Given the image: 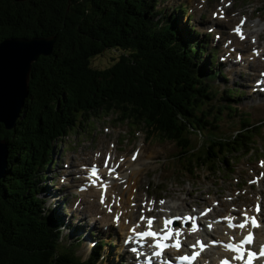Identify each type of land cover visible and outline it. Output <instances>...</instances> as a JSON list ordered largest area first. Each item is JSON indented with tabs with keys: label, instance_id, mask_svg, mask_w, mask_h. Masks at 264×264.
<instances>
[{
	"label": "trees",
	"instance_id": "obj_1",
	"mask_svg": "<svg viewBox=\"0 0 264 264\" xmlns=\"http://www.w3.org/2000/svg\"><path fill=\"white\" fill-rule=\"evenodd\" d=\"M158 2L0 0V41L56 37L52 53L32 63L29 93L15 127L6 130L0 123L8 147L0 180V264H94L74 254L80 238L61 244L62 225H55V213L38 196L52 141L74 126L76 112L120 109V119L131 116L151 134L177 140L186 149L178 157L190 171L204 163L220 169L230 157L250 150V138L263 124L251 126L243 116L233 138L205 140L202 154L188 151L193 128L218 130V117L209 118L213 110L207 106L231 108L221 101L239 96V89L218 96L211 85L218 71L212 72L205 45L193 26L178 27L186 4L174 17L161 13ZM113 48L120 54L109 67L92 68L93 57Z\"/></svg>",
	"mask_w": 264,
	"mask_h": 264
},
{
	"label": "rangeland",
	"instance_id": "obj_2",
	"mask_svg": "<svg viewBox=\"0 0 264 264\" xmlns=\"http://www.w3.org/2000/svg\"><path fill=\"white\" fill-rule=\"evenodd\" d=\"M161 2L164 4H171L172 8H177L181 2L187 4V12L190 16L182 13L178 21V27L183 29L188 27L190 29L191 25L194 26L196 29L194 35L196 39L201 40L202 43L206 45L205 48L207 53L210 54L213 52L217 54L218 59L215 60L212 70L218 69L222 71L225 77L215 78L216 80H214L213 87L219 89L221 93L229 86L240 89L242 93L241 97L237 101H232L238 106V109L236 110L234 107L235 105L232 104L233 111H238V113L248 112L253 118L250 122L251 124H258L259 121L264 120V96H260L257 93L250 94L249 90L252 84L251 81L255 79L259 70H261V60L257 59L256 63L251 62V64L244 63L243 65H237L232 62L235 56L233 55L234 53H231V56L226 59L228 63L225 65L220 64L219 57L224 56V54L222 53L223 50H219L217 46V43L227 39L231 24L241 17L242 14L250 16L253 8L255 9L256 6H263V10H261L263 17L259 18L258 14H255L248 18L263 23L261 19H264V12H262L264 11V0H253L251 3L249 0H203V2L202 0H162L159 3ZM227 3H229V7L226 11L227 17L219 18L223 25L218 24L215 29L216 32L222 34L220 40L215 44V41H212V34L210 35L207 32L209 29H214L212 26L209 28V26L215 22L212 18H216V13H221L220 9L222 8V10H224L223 8H225ZM172 8L170 9L172 10ZM248 23L244 25L246 33H249V31L246 30ZM262 30V33L260 31L259 35V37H261L258 43L261 45L259 47L264 45V29ZM249 37L245 40L244 49L247 51L252 47L249 42ZM254 47L258 48V46L255 45L253 48ZM117 57L116 53L111 54L107 51V53L105 52L94 57L91 60V65L95 68L103 69L113 63ZM228 66L231 68L229 71L227 69ZM214 103L216 105L220 104L218 101H214ZM213 110L216 111V109ZM238 113L232 114L230 117L217 114L220 119L218 122L219 128L217 135L228 137L240 128V124L234 123L238 121ZM112 118H115V115H112ZM92 119L95 120L96 124L94 128H92V123L87 125V120H82L81 125H79L78 122L65 136L58 139L57 149L54 150V160L57 161V159H59L58 165L49 167L48 170L42 173V176H47V179L40 183V185L44 186L38 191V195L45 200V209L48 208L53 210V213H55L54 211L56 210L57 213H55V216L57 222L59 221L64 225L61 228L62 245L69 246L71 238L83 233V240L77 243L76 247H73L75 254L82 260L86 257L88 258L90 253L96 249L97 241L103 239L107 245L101 248V261L99 260L100 262L98 261L96 264H127V262L132 264L131 261H128L129 254L126 250L123 255H121V251H118L119 247L115 242L117 240L115 238V230L117 228L112 229L109 227V229H105L100 227L99 225L102 224L95 219H91L92 217L89 216V204H79L78 196L76 197L75 187L79 183L76 179L80 180L83 178L82 174L77 173V171H82L80 165L83 163H90L93 157L99 155V151L103 153L105 150L109 149L111 152L114 151L117 155L122 153L129 155L131 150L136 147H140V153H143L147 142L151 146L152 150L148 152L144 151L140 162L141 164L139 165L142 169L138 170V172H140H137V175H135V181L136 184L139 185V188H136L134 185H127V183L119 185V189L126 192L124 193L125 196L128 195L133 197L135 195L137 197V202L134 201L132 204L133 207L137 209L142 207L141 205V207L138 208V206H140L138 203L146 201V198L150 199L154 194L160 196L156 198L157 201H160L159 204L164 200H171V203H176L180 208L208 205L210 204V200L214 198L219 201L227 202V208H229L234 207V203L228 202L227 198L234 195L237 191L239 192H237V202L235 206L239 204L246 205L251 202L252 197L250 194L253 192H264V178L260 186L254 188L249 186V189L241 182L242 180L246 182V180L250 178L252 175L250 172L251 169L255 173L258 171L259 167L256 166L255 161L260 156L264 157V124L262 129L255 130L256 136L251 152L239 158V161L234 164L232 169H229V167L232 166L229 165L225 168V172L223 169H219V173L210 174L201 166L194 168L192 172H184L182 160L178 161L177 157H175L178 154V149L173 141H159L156 138L147 141L144 128H142L143 130L141 128L137 129L135 133L136 136L134 135V131L133 135H130L128 134L129 126L126 121H118L116 124L112 122L109 125L110 131L104 133L102 127L106 124L104 122L102 123L101 119H103V117L89 118V121ZM97 124H99V126H97ZM78 137H80V139ZM209 138L208 136L205 139ZM200 139L205 140L203 137L200 138L192 134L193 147H191L190 150H195L200 144L204 145V141ZM213 139L215 140L214 137ZM111 142H115L119 149L116 145L115 149L110 147L111 144L109 143ZM233 160L234 159L231 158V161ZM64 163L67 166H63ZM137 169L140 168L137 166ZM124 172H127V170L125 169ZM62 173H64L63 177L65 178V183L63 184L59 182ZM130 176L134 178L132 175ZM236 179H238L239 183L235 182ZM156 187L158 190H156ZM148 189L151 192H149ZM90 200L95 201L92 198ZM173 200H175V202ZM79 206H81L80 210H83V212L77 213L73 211L74 208H80ZM220 208L224 209L222 206H220ZM182 211L183 210H181V212ZM65 236L69 237L65 240L63 239ZM90 241L93 242L94 245L91 246ZM81 246L84 247L82 252H80ZM115 249L117 251H115Z\"/></svg>",
	"mask_w": 264,
	"mask_h": 264
},
{
	"label": "bare ground",
	"instance_id": "obj_3",
	"mask_svg": "<svg viewBox=\"0 0 264 264\" xmlns=\"http://www.w3.org/2000/svg\"><path fill=\"white\" fill-rule=\"evenodd\" d=\"M160 1H162V0H159V2ZM159 2H158V6L162 7L161 13H163V11H164V12L168 13L169 15H173L175 17L178 14V12L181 11V9H179L178 6H177V8H174V7L172 8V5L169 3H167L168 4L167 5V4H164L163 2H161L162 4ZM181 3L186 4L184 2H181ZM183 4H180L179 7H183ZM170 8H172V10ZM187 9H188V6H187ZM181 13H182V11H181ZM218 13L219 12H217V14ZM180 15L177 16L178 21L181 17ZM217 17H218V19L220 18L219 16H217ZM223 17H227V15L224 14ZM261 17H263V14L260 15V18ZM218 19H215V22L212 24L219 23V21L221 19H219V20ZM263 20L264 19H261V21H263ZM235 23H236V21L231 24L230 28H233L232 26ZM262 28L264 29V23H261L257 20L250 21V23H248V26H246V30L249 31V33H246V32L245 33L247 34L248 37L254 36L256 38V37H259L260 31L262 33V31H263ZM240 29H244V31H245L244 25H241ZM228 36H229L227 38L228 39V42H227L228 46H227L226 50L228 49V51L229 50L234 51V54H236L238 52H240L242 54L240 61H232V62L236 63L237 65L238 64L243 65L244 63L249 64L250 62L253 63L252 60H255L256 57L250 53V50L247 51L244 49L246 42L242 41L240 39H237L230 31L228 32ZM254 48H257V47H254ZM257 49H258L260 55H263L264 45L262 47H258ZM205 54L208 56L209 60L211 59L212 65H214V59H213L212 55L207 53V51ZM258 64H260V63H258ZM227 69H228V71L231 70L230 66H228ZM215 71H217V70H215ZM221 73H223V72H221ZM212 80H216V79L214 78ZM254 85H255V82H254ZM255 89L260 90L258 88H255ZM235 96H236V94H234V97ZM99 153H100V151H99ZM139 160H140V156L137 158L136 163H132V161L128 160L126 169L131 168V171L134 174H136L138 172V170H141V169H137V166L140 164ZM50 162H55L54 154H50ZM83 164H86V163H83ZM130 174H131V172L128 173V175H130ZM122 178L127 179L125 176V173H121V178L119 179L120 184H121L120 180H122ZM128 181H129L128 182L129 185H132V184H134L135 179L130 181L128 178ZM82 185H85L86 189L83 192L79 193L80 204H85V203L89 204L88 205L89 211H90L89 216L92 217L91 219H95L96 221H99L102 224V225H99L100 227H103L105 229H109V227L112 229L117 228L115 230V238L117 239L115 242L119 247L118 251L123 250L121 252V255H123L125 250H126V252H128V254H129L128 261H131L132 264H144V263L140 262V258L142 256H148L149 259L151 260L150 264H159V259L162 258L164 260L166 258H170V255L175 250H185L187 248L186 241L188 239L204 241V247L198 248V250L200 251V254H201V258L197 260V263L198 264H204V262H208L209 264H212L213 260L215 259V256H218V255L220 256L226 252L224 241L225 240L227 241L228 239L232 238L233 236H237L244 231V229H239L238 226L231 228V224L235 223L239 218H240V220H243L244 217L246 216V214L249 212V210L252 209V206L247 207L246 205H242L241 208L239 206L240 209L231 210L229 215L225 216L223 219H221L219 222H217L214 220H207L206 216L202 215L201 212L196 211L194 208H190V207L180 208L176 203H171V200L167 199L168 201H166L165 204L160 203L156 206H152L148 210L149 212L156 211V213H148L147 216H145L143 219L140 220V219L136 218V214L138 212L137 208L129 205V203L133 200L130 199V196L127 195V197H125L123 195L124 190L117 192L115 190H112V188L108 187L107 194L105 195L104 199H102L103 205L100 206L98 204V202L100 200H98V198H97L98 194H99L97 189L92 187V186L87 187L88 183L86 181H83ZM132 192H134V191H132ZM124 193H126V192H124ZM118 196H119V200H117ZM39 198H41V200L45 204V200L41 196H39ZM91 198L93 200H95V202L90 200ZM97 200H98V202H97ZM256 200H259V198L258 197L254 198V200L252 201L251 204L253 205L254 201H256ZM173 201L175 202V200H173ZM79 207L80 208H74L73 211H75L77 213L83 212V210H80L81 206H79ZM183 209H185V211H186L184 214H190V219L187 221L185 220V218L183 216H181L180 211ZM148 211H146L144 209V210H141V213H147ZM262 211H264V204H263V210ZM54 212L57 213L56 210ZM96 213L100 216V219L97 217V215H95ZM214 215L215 216H223L224 213H221L220 209H218V211H216V213ZM172 216H181V219L176 223V225L165 224L164 221L166 219H169ZM150 217L153 218L151 222L149 221ZM263 221H264V219H263ZM199 222H202V230L199 232H196V233H192V231L195 229L196 224H198ZM66 224H68V223H66ZM145 225L153 226L157 231H163V230H166L168 228H173L174 232L170 238V242L177 241L179 244L178 247L177 248H172V247L164 248L158 255H154L153 252L150 251L151 247L149 245L145 244L143 249H141L139 253H137L136 255H133V257H132L130 255V250H129L128 246L122 244L123 243L122 239L127 238V235L130 233H133V231H139V230L144 229ZM256 231H257V234H256L257 237H261L260 230H256ZM212 232H214V234H212ZM60 239H62V235H61ZM166 241H169V240H166ZM132 242H133V240L129 241V243H132ZM70 244H71V242H70ZM92 245H94L93 242H91V246ZM83 249H84V247L81 246L80 252H82ZM115 251H117V250L115 249ZM141 254H144V255H141ZM88 258L89 259L91 258L94 261V264H96L99 260L101 261L99 253H96L95 251H94V253L92 251V253H90V257L88 256ZM127 264H131V263L127 262Z\"/></svg>",
	"mask_w": 264,
	"mask_h": 264
},
{
	"label": "water",
	"instance_id": "obj_4",
	"mask_svg": "<svg viewBox=\"0 0 264 264\" xmlns=\"http://www.w3.org/2000/svg\"><path fill=\"white\" fill-rule=\"evenodd\" d=\"M25 1V0H14ZM55 36L7 37L0 41V123L6 130L15 127L29 93L32 63L50 55ZM6 140L0 138V180L8 164Z\"/></svg>",
	"mask_w": 264,
	"mask_h": 264
},
{
	"label": "snow or ice",
	"instance_id": "obj_5",
	"mask_svg": "<svg viewBox=\"0 0 264 264\" xmlns=\"http://www.w3.org/2000/svg\"><path fill=\"white\" fill-rule=\"evenodd\" d=\"M235 31L238 33V34H240V36H241V39H243V35H242V33H241V30H240V27L239 26H237L236 27V29H235ZM259 210V209H258ZM253 224H255V218H253ZM244 225L243 224H241L240 225V227H243ZM147 233H140V235H146ZM245 242H247V243H251V238H250V235H249V237L247 238V240L246 241H241V243H245ZM199 243V242H198ZM158 247H160V248H162V247H164V245H158ZM230 247H232V250L233 251H235V252H237V253H241V248L240 247H238V246H235V247H233V246H230ZM135 251V250H134ZM159 253H157V255H158ZM261 254H264V252H262ZM197 255V253H193L192 254V257H187V256H185V257H182V259H190V258H195V256ZM255 255V253H253V252H251V251H249L248 252V261H247V264H251V260H252V258H253V256ZM237 258H240V257H237Z\"/></svg>",
	"mask_w": 264,
	"mask_h": 264
}]
</instances>
